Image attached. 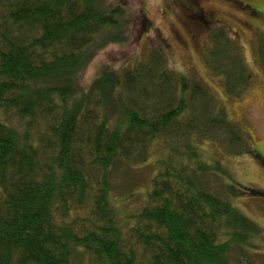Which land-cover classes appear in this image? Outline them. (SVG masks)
<instances>
[{
	"label": "trees",
	"instance_id": "obj_1",
	"mask_svg": "<svg viewBox=\"0 0 264 264\" xmlns=\"http://www.w3.org/2000/svg\"><path fill=\"white\" fill-rule=\"evenodd\" d=\"M131 20L124 0H0V264H72L76 250L89 264L250 262L262 229L205 189L207 172L227 173L221 161L204 169L194 144L218 138L229 155L251 152L214 91L176 75L161 51L79 87L88 63L122 42ZM226 31L214 27L206 59L227 94L239 95L250 74ZM259 54L263 61L262 43ZM159 138L174 155L156 162L147 205L124 213L111 172L146 162ZM225 185L231 198L238 187L264 196Z\"/></svg>",
	"mask_w": 264,
	"mask_h": 264
},
{
	"label": "rangeland",
	"instance_id": "obj_2",
	"mask_svg": "<svg viewBox=\"0 0 264 264\" xmlns=\"http://www.w3.org/2000/svg\"><path fill=\"white\" fill-rule=\"evenodd\" d=\"M118 1L107 0L110 3ZM191 3L197 2L124 0L132 16L125 39L97 52L88 63L79 87L88 89L101 72H117L146 61L153 51H161L176 75L198 80L212 89L228 117L243 128L251 152L229 155L218 138L215 141L196 138L194 144L199 152L196 157L202 161L203 168L221 161L227 173L218 178L207 172L203 185L210 192L232 200L246 216L259 224L263 233L257 239V247L250 252V262L249 258H242L241 263L264 264V196L238 187L239 196L231 198L225 187V184L233 183L264 193V166L257 156L260 150L264 153V60L259 54L260 43L264 44V0H199L200 7L215 13L216 19L210 23L193 18L186 10L184 13L182 8ZM248 4L260 7L262 13H256ZM216 26H223L229 37L237 41L250 74L248 86L239 95L227 94L224 76L214 73L207 63L206 53ZM169 145L167 139L159 138L151 145L146 162L121 163L111 172V195L122 212L137 213L147 205V193L152 189L158 170L156 162L174 155ZM78 215L73 213V217ZM89 261L84 251L76 250L72 264H89Z\"/></svg>",
	"mask_w": 264,
	"mask_h": 264
},
{
	"label": "flooded vegetation",
	"instance_id": "obj_3",
	"mask_svg": "<svg viewBox=\"0 0 264 264\" xmlns=\"http://www.w3.org/2000/svg\"><path fill=\"white\" fill-rule=\"evenodd\" d=\"M196 4H189L187 7L182 8V10L185 13V10L190 12L193 15V18L195 19H201L203 20L205 23H210L212 20L216 19L215 13L213 11H208L202 7L199 6V0H196ZM248 6H252L250 4H248ZM216 21V20H215ZM264 154V153H263ZM258 157L263 161L264 163V158H262V152L261 155Z\"/></svg>",
	"mask_w": 264,
	"mask_h": 264
}]
</instances>
